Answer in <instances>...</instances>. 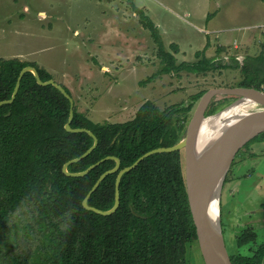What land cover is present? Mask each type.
Returning a JSON list of instances; mask_svg holds the SVG:
<instances>
[{
  "label": "trees",
  "instance_id": "trees-1",
  "mask_svg": "<svg viewBox=\"0 0 264 264\" xmlns=\"http://www.w3.org/2000/svg\"><path fill=\"white\" fill-rule=\"evenodd\" d=\"M143 24L165 64L162 73L241 68L244 80L239 88L262 91L263 54L246 58L242 66L223 59L176 65L154 24L148 19ZM26 67L34 68L42 82L53 79L34 63L0 60V102L12 98ZM207 91L195 95L193 102ZM215 98L205 115L218 111ZM193 107L180 104L160 110L146 102L130 121L99 124L74 105L71 128L92 132L98 145L84 159L69 164L68 172H85L108 157L119 159L124 169L149 151L176 145ZM70 112L69 100L54 86L39 85L31 72L23 75L15 100L0 106V264H188L189 249L198 242L186 190L184 151L155 154L126 173L120 182L119 208L112 215H98L84 208L83 201L116 161L106 159L80 177L63 172L66 163L94 144L88 133L66 131ZM263 140L261 134L249 144ZM117 175L104 178L88 201L90 207L101 211L114 207ZM18 212L28 214L29 220L10 225ZM236 247L229 254L232 264H263L264 242L258 243L252 228L236 237Z\"/></svg>",
  "mask_w": 264,
  "mask_h": 264
},
{
  "label": "rangeland",
  "instance_id": "rangeland-1",
  "mask_svg": "<svg viewBox=\"0 0 264 264\" xmlns=\"http://www.w3.org/2000/svg\"><path fill=\"white\" fill-rule=\"evenodd\" d=\"M145 19L176 65L227 58L242 66L245 59L235 58L239 40L240 50L264 51V0H0V60L18 59L47 71L77 110L99 124L130 121L146 102L160 110L193 104L191 120L199 102H193L195 95L239 88L241 68L162 73L165 64ZM237 100L217 96V112ZM245 108L264 112L261 106ZM234 161L220 197L228 254L235 253L236 237L246 228L264 242V140L248 144ZM28 220L18 212L9 223ZM188 264H204L197 244L189 249Z\"/></svg>",
  "mask_w": 264,
  "mask_h": 264
},
{
  "label": "water",
  "instance_id": "water-1",
  "mask_svg": "<svg viewBox=\"0 0 264 264\" xmlns=\"http://www.w3.org/2000/svg\"><path fill=\"white\" fill-rule=\"evenodd\" d=\"M27 72H31L37 83L41 86L52 85L57 88L70 102L71 112L69 121L65 126L67 132L70 133H88L94 140L93 146L84 153L81 157L71 160L63 167V172L68 176L80 177L86 175L90 170L97 167L101 162L106 159H113L116 161V167L104 173L96 182L92 190L87 194L83 201V206L87 210L94 212L98 215L109 216L116 212L120 205V182L122 177L134 170L145 159L159 153H172L178 151H184V163H185V183L187 196L192 214L193 223L196 230L198 247L203 258L204 264H232L230 256L227 252L226 245L223 238L220 221V197L223 188V184L227 178V175L231 169L237 154L243 149L249 142L254 140L261 134H264V112H261V117L248 127L243 128L234 136L233 139L227 140V145L217 150V152H211L210 154L197 159L196 148L197 141L201 128L207 122L221 116L228 110L241 106H261L264 109V93L256 89L249 88H215L208 90L199 100L198 105L193 113L191 120L189 121L183 139L176 145L169 148H158L149 151L136 160L131 166L124 169H120V161L115 157H108L99 161L97 164L91 166L88 170L82 173H69L67 168L69 164L78 162L88 156L98 145V140L95 135L86 129H72L71 121L73 119V107L74 101L71 96L58 85L54 80L42 82L39 78L37 71L32 67H26L22 70L20 77L18 78L13 96L8 101L0 102V106L5 104H11L17 95L20 82L23 75ZM217 96H235L238 100L230 104L221 112L215 113L214 116L206 117L205 114L211 101ZM248 121V120H247ZM118 172L115 183V204L109 211H101L99 209L90 207L88 201L92 194L97 190L101 182L109 174ZM218 191V205H219V233L214 231L212 227V206L215 195Z\"/></svg>",
  "mask_w": 264,
  "mask_h": 264
},
{
  "label": "bare ground",
  "instance_id": "bare-ground-1",
  "mask_svg": "<svg viewBox=\"0 0 264 264\" xmlns=\"http://www.w3.org/2000/svg\"><path fill=\"white\" fill-rule=\"evenodd\" d=\"M248 112L247 116L241 119L238 123H229V119L233 116H239L242 113ZM261 112L250 108L236 107L228 110L221 116L207 122L200 131V137L197 141L196 157L201 159L211 152L227 145V140L233 139L234 136L245 127L250 126L261 117ZM248 120V121H247ZM240 133V132H239ZM238 133V134H239ZM208 134V135H205ZM237 134V135H238ZM219 205H218V191L215 195L212 206V227L214 231L219 233Z\"/></svg>",
  "mask_w": 264,
  "mask_h": 264
},
{
  "label": "crops",
  "instance_id": "crops-1",
  "mask_svg": "<svg viewBox=\"0 0 264 264\" xmlns=\"http://www.w3.org/2000/svg\"><path fill=\"white\" fill-rule=\"evenodd\" d=\"M244 44V42L242 41L241 42V40H239L237 43H236V51H238L239 53H238V55L237 56H235V58L237 59V60H239V61H243L244 59H246L247 57H257V56H259V55H261V52L263 51V50H261V52H260V54H258V55H252L253 53H255L254 52V49H252V47H243V48H245V49H241L240 50V46L241 45H243ZM247 52L248 53H251V55H249V54H247ZM263 55H264V51H263V53H262ZM224 59H226V60H228L227 58H224ZM227 70H229V69H227ZM230 70H232V69H230Z\"/></svg>",
  "mask_w": 264,
  "mask_h": 264
},
{
  "label": "flooded vegetation",
  "instance_id": "flooded-vegetation-1",
  "mask_svg": "<svg viewBox=\"0 0 264 264\" xmlns=\"http://www.w3.org/2000/svg\"><path fill=\"white\" fill-rule=\"evenodd\" d=\"M248 144H249V143H248ZM248 144H247L244 148H246V147L248 146ZM244 148H243V149H244ZM249 149H250V147H249ZM241 151H242V149L240 150V152H241ZM240 152H239V153H240ZM239 153L237 154V156L239 155ZM237 156H236V158H237ZM236 158H235V160H236ZM234 162H235V161H234ZM234 162H233V163H234ZM233 163H232V165H233ZM231 167H232V166H231Z\"/></svg>",
  "mask_w": 264,
  "mask_h": 264
},
{
  "label": "built area",
  "instance_id": "built-area-1",
  "mask_svg": "<svg viewBox=\"0 0 264 264\" xmlns=\"http://www.w3.org/2000/svg\"><path fill=\"white\" fill-rule=\"evenodd\" d=\"M264 30V26L261 27ZM262 92L264 93V86L262 88Z\"/></svg>",
  "mask_w": 264,
  "mask_h": 264
}]
</instances>
